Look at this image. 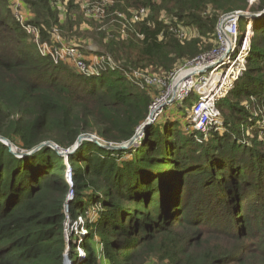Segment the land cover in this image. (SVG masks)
I'll return each mask as SVG.
<instances>
[{
    "label": "trees",
    "instance_id": "obj_1",
    "mask_svg": "<svg viewBox=\"0 0 264 264\" xmlns=\"http://www.w3.org/2000/svg\"><path fill=\"white\" fill-rule=\"evenodd\" d=\"M9 1L0 0V136L19 151L48 141L57 149L19 157L0 142V264H264V22H256L264 15L252 20L246 69L218 102L220 129L203 138L165 118L130 148L84 140L73 149L82 135L130 140L154 99L132 68L169 72L198 52L179 36L181 24L216 39L221 16L248 11L249 0H115L120 11L150 8L138 23L140 48L134 55L132 41L110 40L124 70L88 75L42 56ZM22 1L44 39L63 27L52 0ZM66 209L73 222L85 218L84 236L66 237Z\"/></svg>",
    "mask_w": 264,
    "mask_h": 264
},
{
    "label": "built area",
    "instance_id": "obj_2",
    "mask_svg": "<svg viewBox=\"0 0 264 264\" xmlns=\"http://www.w3.org/2000/svg\"><path fill=\"white\" fill-rule=\"evenodd\" d=\"M55 5H67L69 0H52ZM77 0L81 7L93 18L100 20L104 18L110 7H114L115 0ZM249 10L261 4V0H249ZM22 2L16 0L14 4V17L21 24L24 30L33 38L37 45L39 53L49 58L56 64L61 62H74L81 75L98 74L95 64L110 61L105 56H95L89 60L93 63H87L81 57L82 52L78 45L61 42L58 46H53L48 40L43 38L41 27L31 22H25L23 12L21 11ZM115 10V9H114ZM233 11L221 16L216 27L215 45L209 51L197 56L194 60L185 61L183 66L163 76L157 73L144 74L140 71H132V77L141 80L143 86L155 88L157 94L152 101V108H158L156 119L165 110L175 103L180 104L190 98L192 95L197 96L193 101L187 120V131H198L207 134L212 125H217L220 129L222 120L221 113L218 109V102L224 99L235 82L239 79L246 69V58L250 50L251 40L255 34L252 22H247L245 30L240 27L241 12L250 11ZM264 10V7L262 11ZM148 7H141L129 10L130 20L133 23L142 22L149 14ZM115 15L121 19H126L122 11L115 10ZM48 34L53 33L56 40L61 37L58 34V27L46 30ZM180 36H184L181 31ZM61 61V62H60ZM109 65L112 67L111 62ZM91 66H94L93 70ZM79 73V74H80ZM130 77V76H129ZM171 100H173L171 102ZM154 121V123H155ZM214 123V124H213ZM264 126V125H263ZM192 129V130H191ZM68 169L66 180L72 185V170L68 160H65ZM67 218L64 222V232L66 237L72 235L73 231L78 232L81 236L85 235L83 224L85 218L80 215L76 221H71L68 209H66ZM82 225V227H79ZM65 264H72L68 260Z\"/></svg>",
    "mask_w": 264,
    "mask_h": 264
},
{
    "label": "rangeland",
    "instance_id": "obj_3",
    "mask_svg": "<svg viewBox=\"0 0 264 264\" xmlns=\"http://www.w3.org/2000/svg\"><path fill=\"white\" fill-rule=\"evenodd\" d=\"M16 0H10L9 4L12 8V11L14 13V4ZM21 5V11L23 12L25 22H30L33 18V13L32 10L23 3L22 0ZM91 3H95L93 0H91ZM115 5V4H114ZM56 9L58 11V16L60 19V23L63 25V27L58 26V34L60 35L61 39L56 40L53 33L48 34L47 37H45V40H48L50 44L53 46H58L60 45L61 42L63 43H68V44H76L79 47V50L82 52L81 57L84 58L87 63H93L89 59L94 58L95 56H105V58H110V61L104 62V63H98L95 64V68L97 71H105L109 70L110 72H115V70H118L119 72L122 71L123 66L126 65L124 56L121 59H117L116 55H114L113 52L109 50L107 47V44L110 40H124V41H132L128 45V50L131 51L134 55L137 54V51L140 48V35L138 34V23H133L130 20L129 16V10H123V14L125 15L126 19H121L117 15H115V7H110L108 9V12L106 16L100 20H96L95 18L91 17L82 7L81 3L77 2V0H69L67 5L62 4V5H55ZM115 9V10H114ZM150 10V8H149ZM120 11V10H119ZM250 11V10H249ZM253 12V11H250ZM151 13V10L148 14L147 17H149ZM161 18H164L168 21H171L172 19L169 17L168 13L163 11L161 14ZM146 17V18H147ZM144 18L143 20L145 21ZM142 20V21H143ZM253 20V19H252ZM250 21H245V23L242 26V31L245 30V25L247 22H252ZM256 22L262 23L264 22V18L256 20ZM181 31L184 32V36H180L182 40H185V42H191L194 45V49L196 48L198 52L194 57H189L186 56L184 58L178 59L176 63L173 65L172 69L169 72H164L161 69H156L152 66H149L147 68H138V67H133V71H140L143 72L144 74H153L157 73L163 76H168L170 72L177 70L179 67L183 66L185 61H190L194 60L197 56L205 53L206 51H209L212 46L215 45V36L214 34L206 33V34H200L197 28H194L192 26H186L185 24H181ZM207 32V31H205ZM216 35V33H215ZM32 38V37H31ZM33 40V38H32ZM34 42V41H33ZM35 43V42H34ZM186 44V43H185ZM36 45V44H35ZM37 47V45H36ZM212 49V48H211ZM185 59V60H183ZM50 60V59H49ZM51 59L50 61L52 62L53 66H59L58 68L60 69H69L71 71H75L77 73H80L78 68L76 67L74 62H61V63H54ZM109 62H111L112 67L109 65ZM246 68V64H245ZM94 66H91L90 70H93ZM131 69V68H130ZM124 70V69H123ZM130 71V70H129ZM126 71H124L125 73ZM128 73V72H126ZM81 74V73H80ZM126 76H129V74H126ZM139 86L141 88H145L148 90L150 93L151 97H155L157 94V90L155 88H149L146 86H143L141 80H139ZM196 101L197 96L194 95L192 96V99L187 102H182L183 105H180V102L175 103L174 105L170 107H165V110L163 113L160 114V116L157 118L155 121V125H157L160 121H162L165 118H169L174 120L175 118H178V120L181 122L182 128L188 132L187 130V125H189L187 116L189 114V110L191 109V101ZM182 106V107H180ZM252 106V105H251ZM254 109V108H253ZM256 110V109H255ZM220 111V110H219ZM221 113V112H220ZM257 114L258 110L256 111ZM222 115V114H221ZM221 119V116H220ZM223 120V119H222ZM185 124V125H184ZM214 124V123H213ZM216 125V124H215ZM264 123L262 124V127ZM213 126V125H212ZM192 130V129H191ZM190 132H195V131H190ZM197 136L200 137V135L206 136L207 134H202L198 131ZM97 138V137H96ZM101 142V141H100ZM15 147V146H14ZM16 151L20 153L21 156H28L32 155L35 152H33L34 149L31 150H21L19 151L18 148H16ZM59 151V150H58ZM62 152V151H59ZM20 157V156H19ZM70 164V163H69ZM66 167V165H65ZM68 169L66 167L65 170V175L67 174ZM73 240H76L77 237L74 235L72 237ZM148 264H168L166 260L162 261L157 257L151 258Z\"/></svg>",
    "mask_w": 264,
    "mask_h": 264
},
{
    "label": "water",
    "instance_id": "obj_4",
    "mask_svg": "<svg viewBox=\"0 0 264 264\" xmlns=\"http://www.w3.org/2000/svg\"><path fill=\"white\" fill-rule=\"evenodd\" d=\"M262 15H264V10L263 11H256V12H241L238 14L240 19H245L247 21H250V20H252L256 17L262 16ZM172 101L173 100H171V102ZM151 106H152V102L150 104L149 114H148L145 122L142 123L137 128V131L134 134V136L130 140H128L127 142H124L122 144H103L100 142V140L98 138H96L95 135H82L79 137V139H78L77 143L75 144V146L73 147V149L78 148L84 140H92V141L96 142L97 144H99L100 146H102L106 149H112V150H123V149L130 148L133 145H137L139 143V141L142 139L145 132L152 126V124H154V121L156 119V112H157V109L159 107L158 108H152ZM0 142H3L4 144H6L12 153L21 157L20 153H18L16 151L14 145L8 139L0 136ZM45 145L50 146L54 149H57V146L54 143L48 141V142H44V143L40 144L39 146L35 147L33 152L41 149ZM68 152H69L68 150L62 151V152H59V154L62 155L63 157H66ZM67 262H68V259L65 260V263H67Z\"/></svg>",
    "mask_w": 264,
    "mask_h": 264
},
{
    "label": "crops",
    "instance_id": "obj_5",
    "mask_svg": "<svg viewBox=\"0 0 264 264\" xmlns=\"http://www.w3.org/2000/svg\"><path fill=\"white\" fill-rule=\"evenodd\" d=\"M103 263L105 262V259H102Z\"/></svg>",
    "mask_w": 264,
    "mask_h": 264
}]
</instances>
